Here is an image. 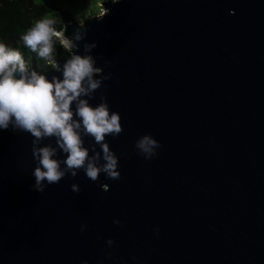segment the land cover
Instances as JSON below:
<instances>
[{
    "label": "water",
    "instance_id": "water-1",
    "mask_svg": "<svg viewBox=\"0 0 264 264\" xmlns=\"http://www.w3.org/2000/svg\"><path fill=\"white\" fill-rule=\"evenodd\" d=\"M103 7L65 24L111 74L90 103L121 115L106 139L122 178L81 170L35 191L33 137L0 129V264H264V0ZM146 134L162 145L151 160Z\"/></svg>",
    "mask_w": 264,
    "mask_h": 264
},
{
    "label": "clouds",
    "instance_id": "clouds-1",
    "mask_svg": "<svg viewBox=\"0 0 264 264\" xmlns=\"http://www.w3.org/2000/svg\"><path fill=\"white\" fill-rule=\"evenodd\" d=\"M57 23L52 16L37 19L21 34L20 40L39 59L61 73L62 78L49 79L30 67L20 50L0 42V129L11 127L33 137L32 155L36 164L32 173L33 190L40 193L49 185L59 184L69 174L77 177L81 170L93 182L102 173L109 180L122 178L119 157L106 139L118 137L124 131L121 115L111 111L106 95H101L98 105L90 103L97 90L106 87L104 81L111 79V74L104 75L91 54L97 47L96 42L84 43L80 54V42L87 36L83 25L69 36L68 26L64 24L58 29ZM57 46L67 53L63 65L56 58ZM85 137L94 141L91 148L85 146ZM52 138L55 145L41 146L44 140ZM161 147L151 134L140 137L135 144L146 160L158 156L157 150ZM102 189L108 191L109 185L103 184ZM71 190L79 193L80 185L72 184ZM86 227L82 226L81 231ZM107 244L111 246L114 241L109 239Z\"/></svg>",
    "mask_w": 264,
    "mask_h": 264
},
{
    "label": "trees",
    "instance_id": "trees-1",
    "mask_svg": "<svg viewBox=\"0 0 264 264\" xmlns=\"http://www.w3.org/2000/svg\"><path fill=\"white\" fill-rule=\"evenodd\" d=\"M51 14L58 21L56 27L62 28L65 23L76 21L69 12L58 10L48 4H37L35 0H0V42L21 51L29 66L49 71L52 68L39 59L35 52L27 48L20 40L37 19ZM62 22V23H61ZM62 48L57 46L56 57L66 56Z\"/></svg>",
    "mask_w": 264,
    "mask_h": 264
},
{
    "label": "rangeland",
    "instance_id": "rangeland-1",
    "mask_svg": "<svg viewBox=\"0 0 264 264\" xmlns=\"http://www.w3.org/2000/svg\"><path fill=\"white\" fill-rule=\"evenodd\" d=\"M106 1L108 0H35L37 4H48L55 6L58 10L69 12L78 22L104 13L103 4ZM47 16L52 15L49 14ZM56 58L60 57L57 56Z\"/></svg>",
    "mask_w": 264,
    "mask_h": 264
}]
</instances>
